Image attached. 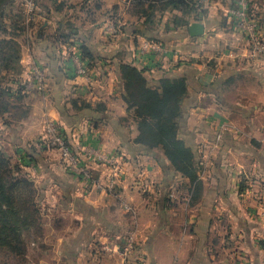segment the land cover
Instances as JSON below:
<instances>
[{
	"label": "crops",
	"instance_id": "1",
	"mask_svg": "<svg viewBox=\"0 0 264 264\" xmlns=\"http://www.w3.org/2000/svg\"><path fill=\"white\" fill-rule=\"evenodd\" d=\"M11 1L23 2L24 29L10 36L19 46L18 70L2 69L0 75L4 86L22 88V99L10 101L26 111L8 128L0 118V143L43 181L58 184L59 196L48 191L42 203L58 208L65 224L51 247L52 262L32 264H120L116 252L104 253L101 246L134 227L133 258L139 264H264V54L253 51L229 16L232 1L205 7L199 20L188 19L186 32L172 22L181 12L157 3L143 12L131 0H36L28 20L24 0ZM5 2L4 12L10 8ZM250 10L264 42V0H250ZM212 16H221L223 26L215 61L186 60L201 57L196 53L200 42L202 56L216 45ZM195 21L204 24V33L192 37L188 26ZM108 25L119 33L108 36ZM71 32L78 38L70 44L83 42L95 58L87 61L85 76L74 74L66 53L63 39ZM148 37L160 40L167 52L140 53ZM125 61L146 68L147 78L162 72L188 78L180 137L199 157L195 182L134 143L137 124L121 95L119 65ZM33 65L44 73L41 88L32 77ZM47 122L73 145L81 142L104 156H120L115 171L82 157L94 173L114 181L113 193L95 190L47 146ZM147 181L152 185L146 188Z\"/></svg>",
	"mask_w": 264,
	"mask_h": 264
},
{
	"label": "trees",
	"instance_id": "2",
	"mask_svg": "<svg viewBox=\"0 0 264 264\" xmlns=\"http://www.w3.org/2000/svg\"><path fill=\"white\" fill-rule=\"evenodd\" d=\"M5 1H9L10 8L5 12L3 9L0 10V71L2 69L14 71L18 70L19 46L10 36L24 29V25L21 24L24 20L23 2L19 1L16 5L15 1L0 0V4ZM33 1L35 15L36 0ZM156 3L162 8L179 10L181 14L174 15L172 22L185 29L189 23L188 19L199 20L204 11L203 9L197 11L194 0H131L133 6L144 7L141 9L143 12L152 10ZM116 29L119 33V28ZM139 32L141 31L139 30L138 34ZM61 37L64 38V35ZM75 37H77L75 32H71L65 36L63 42H77ZM146 39L162 44L153 37ZM79 48L83 58L88 62H94V55L87 45L82 42ZM146 70L126 61L119 65L122 99L128 109L133 110L137 124L134 142L161 150L175 172L195 182L200 169L199 157L179 134L183 105L189 94L188 79L183 75H170L165 72L155 78H147ZM4 79L5 76L0 75V118L3 120L2 124L8 128L12 121L25 113L26 109L10 101L11 97L16 100L22 99V88L11 90L2 84ZM5 114H8L7 117H3ZM1 146L4 147L2 144ZM0 151L4 157H8L4 148ZM23 183V180L5 179L0 169V256H5L4 262H9L5 264L26 263L18 261V258L22 259L25 255V232L38 224L39 208L35 202L28 204V201L22 198Z\"/></svg>",
	"mask_w": 264,
	"mask_h": 264
},
{
	"label": "built area",
	"instance_id": "3",
	"mask_svg": "<svg viewBox=\"0 0 264 264\" xmlns=\"http://www.w3.org/2000/svg\"><path fill=\"white\" fill-rule=\"evenodd\" d=\"M227 0H194V6L197 11H201L212 3L222 2ZM232 1V6L228 9V14L233 18L236 27L244 33L247 37L249 44L252 46L254 52L264 54V42L259 41L257 32L260 28V24L257 19L251 14L250 0H229ZM25 9L28 15V20L33 18L35 4L33 0H24ZM108 36L113 37L117 34V29L114 25H108L105 28ZM139 52H155L164 53L167 52V48L158 42L150 40H143L139 46ZM66 53L73 66L72 70L74 74L79 76H85L88 70L87 60L83 58L79 45L70 44L66 45ZM31 74L34 80L41 88L44 81V73L38 66H31ZM45 141L47 146L57 150L63 163L75 174L80 176L83 180L87 181L95 190L111 193L112 181L100 174H96L92 171L88 164H85L82 157L93 158L96 161H102L116 170L118 165V159L120 156L111 157L104 156L94 150L92 147H87L81 142H77L76 145L71 144L68 139L63 135L60 128L47 122L44 125ZM126 212L132 214V209L128 205H123ZM264 217V208L260 212ZM138 244L137 229L134 227L122 234L113 244H105L101 246V250L104 253L116 252L120 259V264H139L136 257L133 258L134 251ZM264 248V242H263ZM133 258V259H132ZM133 260V261H131ZM136 260V261H135Z\"/></svg>",
	"mask_w": 264,
	"mask_h": 264
},
{
	"label": "rangeland",
	"instance_id": "4",
	"mask_svg": "<svg viewBox=\"0 0 264 264\" xmlns=\"http://www.w3.org/2000/svg\"><path fill=\"white\" fill-rule=\"evenodd\" d=\"M218 3L223 4L220 2ZM221 19H222L221 16H212L210 19V21L215 24V26H212V29L210 30V32H213L211 37L214 41L213 44L216 43V45H212L214 47H211L209 48V50L206 51L207 55L204 53L205 55L202 56L203 55L202 54L203 44L202 42H200L199 44H197L199 51H196V53H199L201 57H199L196 54L194 55V57H189V58L187 57L186 60L198 59V63H200L201 65H205V63L209 60L215 61L214 60L215 58L213 57V55H217L220 52L219 46L217 45V43H219L218 41V39L220 38L219 36H221L223 32L222 30L223 26L221 24ZM184 31L186 32L187 29H185ZM209 56H212V57H209ZM170 75H177V73H171ZM188 96L189 94L187 95L184 105H183V113H182L181 124L179 128V134H180V131H182V128L184 127L183 123L188 113L187 112L188 111V107H187L188 106V99H187ZM128 110L133 119V124L136 123L133 110L132 109H128ZM183 140L185 141L184 138ZM143 147L145 148V151L147 152L149 157L155 158L157 162L161 163L166 168L167 167L172 168L170 165V162L167 160V158L164 156L161 150L156 149V148L146 147V146H143ZM1 148L2 149L4 148L6 150L5 153L8 155V157H4L2 152L0 151V169H1V172L4 178L8 180L12 178L14 180L15 179L23 180L24 183L22 184V188L24 187L23 188L24 192L21 194L23 196L22 198L28 201V204H31L32 201L33 203L35 202V204H37L39 208L38 224L37 226H35V228L33 227L31 230L25 232V237H24L26 241L25 255H24V258L22 259L18 258V261L20 263L26 262L27 264H32L37 261L43 260L45 262L51 263L53 260L51 251H50L51 247L56 245L55 243L58 240V235L60 234V231H62L65 224L63 223V221L59 219V209L58 208L56 209L54 206H51V210H49L50 207L46 204H43L42 199L46 197V194L48 193V191H49L48 196H51V197L59 196L60 189L58 187V184L52 180V184L50 185L49 184L51 182L49 181L50 179L43 181L42 178H39V176L35 175L27 167L26 162L23 159H17L16 157H13L8 152L9 148L7 147V145L6 147L5 146L2 147L0 143V149ZM156 155L161 157V159H158ZM200 167H201V164H200ZM113 175L116 176V174H113ZM150 183L151 182L147 181L146 188L147 186L149 187L150 185H152ZM43 186H48V188H44ZM140 189L143 190V188H140ZM112 191H113V188L111 192ZM144 192H147V190H145ZM52 228L55 230L53 234L54 236H52V233H50L52 232L51 231ZM55 234L57 237L55 236ZM4 258L5 256H0V264L9 263V262H4Z\"/></svg>",
	"mask_w": 264,
	"mask_h": 264
},
{
	"label": "water",
	"instance_id": "5",
	"mask_svg": "<svg viewBox=\"0 0 264 264\" xmlns=\"http://www.w3.org/2000/svg\"><path fill=\"white\" fill-rule=\"evenodd\" d=\"M6 3V2H5ZM5 3L0 4V9ZM188 33L192 37L200 36L204 33V24L198 21L192 22L188 26Z\"/></svg>",
	"mask_w": 264,
	"mask_h": 264
}]
</instances>
